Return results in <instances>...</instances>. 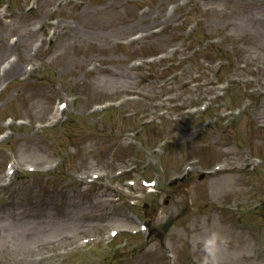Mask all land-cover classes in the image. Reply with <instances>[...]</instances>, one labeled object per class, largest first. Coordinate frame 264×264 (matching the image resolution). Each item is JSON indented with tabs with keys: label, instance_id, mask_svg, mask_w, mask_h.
Instances as JSON below:
<instances>
[{
	"label": "rangeland",
	"instance_id": "1",
	"mask_svg": "<svg viewBox=\"0 0 264 264\" xmlns=\"http://www.w3.org/2000/svg\"><path fill=\"white\" fill-rule=\"evenodd\" d=\"M4 1L0 264H263L264 0ZM222 94L219 120L188 115ZM60 101L68 108L54 125ZM235 108L241 116L221 119ZM256 156L258 168H245ZM12 159L53 166L8 185ZM193 159L196 171L171 183ZM225 161L228 172L200 179ZM142 163L160 173L155 194L113 173ZM96 171L103 181L88 184ZM187 197L192 209L164 246L128 232L108 244L111 229L138 228V215L163 223Z\"/></svg>",
	"mask_w": 264,
	"mask_h": 264
},
{
	"label": "water",
	"instance_id": "2",
	"mask_svg": "<svg viewBox=\"0 0 264 264\" xmlns=\"http://www.w3.org/2000/svg\"><path fill=\"white\" fill-rule=\"evenodd\" d=\"M188 206L184 208V210H182L179 215H174L172 216L167 223H165L163 225L162 228H157V236L160 237L162 240L164 239V235L165 233L168 231V229L172 226V224L174 223V221L180 217H183L185 215V213L188 211Z\"/></svg>",
	"mask_w": 264,
	"mask_h": 264
}]
</instances>
